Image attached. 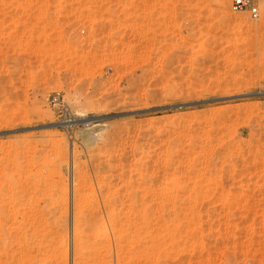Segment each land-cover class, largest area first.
I'll list each match as a JSON object with an SVG mask.
<instances>
[{"label": "rangeland", "instance_id": "374dc122", "mask_svg": "<svg viewBox=\"0 0 264 264\" xmlns=\"http://www.w3.org/2000/svg\"><path fill=\"white\" fill-rule=\"evenodd\" d=\"M230 5L0 0V264H264V17Z\"/></svg>", "mask_w": 264, "mask_h": 264}, {"label": "bare ground", "instance_id": "6f19581e", "mask_svg": "<svg viewBox=\"0 0 264 264\" xmlns=\"http://www.w3.org/2000/svg\"><path fill=\"white\" fill-rule=\"evenodd\" d=\"M242 25H238V31L240 32L242 30ZM208 49V46L205 44V43H200L198 45H196V48H195V52L198 54H204L205 51ZM204 52V53H203ZM74 122H77L76 120ZM78 123V122H77ZM76 124V123H75ZM67 126H71L70 124H66L64 122H61V123H55L54 125H52V127H60V128H66ZM170 179V178H169ZM174 178L172 177V180H170V182L168 183H164V187L167 188V186L171 185V183L173 182ZM175 181V180H174ZM165 182H167V180H165ZM174 183V182H173ZM163 185V184H162ZM173 186V185H171ZM169 188V187H168ZM84 189V188H83ZM86 189V188H85ZM84 189V190H85ZM82 191V196H80V201L78 202V205H80L79 207L84 209L87 207L91 208L92 206V201L90 202L89 199L87 197H85L87 194L88 191ZM87 190V189H86ZM91 190V189H90ZM90 193V192H89ZM81 195V194H80ZM84 195V196H83ZM79 197V196H78ZM115 215V214H114ZM109 216H113L112 212H109ZM110 218V217H109ZM109 218H103V217H100V218H96V219H92V220H84L83 223H81V227H84L85 229L84 230H80L79 228H81L80 226L78 227L79 229V232L77 233V238H78V241L83 243V244H95V243H98L100 244L101 246L105 247L104 245H108V241H107V238L105 237L106 233L110 231L111 229V223H110V220ZM89 227H91L92 229L91 230V233H86L85 230H89ZM115 229V228H114ZM148 233V232H146ZM152 233L149 232V235ZM145 233L141 234V235H144ZM154 234V233H153ZM139 236L140 238L139 239H143L142 236ZM151 236L153 237V235L151 234ZM144 237H146V235H144ZM149 237V236H148ZM159 237V236H158ZM155 238V240L152 239V242L153 241H156L159 239ZM119 238H120V235H119ZM148 242H151V238H148ZM154 243V242H153ZM157 258V257H156ZM157 260V259H155ZM140 264V262H138ZM153 263V262H152ZM157 264V263H156Z\"/></svg>", "mask_w": 264, "mask_h": 264}, {"label": "built area", "instance_id": "2783aa9c", "mask_svg": "<svg viewBox=\"0 0 264 264\" xmlns=\"http://www.w3.org/2000/svg\"><path fill=\"white\" fill-rule=\"evenodd\" d=\"M230 9L234 14H247L253 21H259L264 17V0H230ZM49 104L60 114L62 122L73 126L74 120L67 104L62 102L59 95L49 99Z\"/></svg>", "mask_w": 264, "mask_h": 264}]
</instances>
